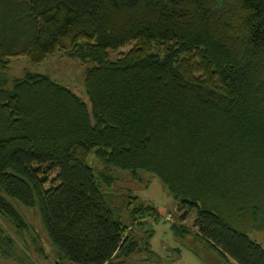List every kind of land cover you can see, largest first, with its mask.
Listing matches in <instances>:
<instances>
[{
	"label": "trees",
	"instance_id": "1",
	"mask_svg": "<svg viewBox=\"0 0 264 264\" xmlns=\"http://www.w3.org/2000/svg\"><path fill=\"white\" fill-rule=\"evenodd\" d=\"M60 49L84 66L88 107L45 75L3 74ZM109 169L150 174L193 210L219 264H264L249 237L264 233V0H0V218L25 227L11 203L35 208L72 264L147 253L126 232L159 212L125 207L123 224ZM11 245L0 232V254Z\"/></svg>",
	"mask_w": 264,
	"mask_h": 264
},
{
	"label": "rangeland",
	"instance_id": "2",
	"mask_svg": "<svg viewBox=\"0 0 264 264\" xmlns=\"http://www.w3.org/2000/svg\"><path fill=\"white\" fill-rule=\"evenodd\" d=\"M63 46L66 48L67 44L64 42ZM129 47L125 46L117 52L108 53L109 59L114 60L118 53H125ZM83 69L84 66L78 60L67 57L64 50L60 49L36 64L28 62L23 56L9 58L3 74L8 80L19 78L25 72L45 75L69 89L88 107L82 85ZM55 173V170L46 172L44 176L47 182L44 187H47L53 180ZM107 174L111 182L105 190L112 197V208H118L119 220L123 224H127L128 220L125 207L130 210L141 204L152 206L159 212V219L153 220L147 216L141 224L133 223L127 230L126 233L135 240L140 239L141 244L146 241L149 251L131 254L124 259V264L220 263L216 252L195 236V228L191 224L194 211L178 208L175 202L166 196L161 185L152 175L137 172L135 176H131L128 172L116 169H109ZM128 199L134 202L127 204ZM11 204L22 217L25 227H15L0 218L1 234L8 236L12 242L9 256L0 254V264H54L56 261L59 264H72L63 257L56 259L58 255L49 244L35 208L27 209L14 203ZM181 214L185 216L183 220L179 219ZM165 217L167 220L164 219ZM170 224L185 228L186 232L181 235L173 233ZM142 232H147L150 236L142 237ZM249 237L257 241L264 249V233H253ZM112 263H115V260Z\"/></svg>",
	"mask_w": 264,
	"mask_h": 264
},
{
	"label": "water",
	"instance_id": "3",
	"mask_svg": "<svg viewBox=\"0 0 264 264\" xmlns=\"http://www.w3.org/2000/svg\"><path fill=\"white\" fill-rule=\"evenodd\" d=\"M54 264H58L57 262H54Z\"/></svg>",
	"mask_w": 264,
	"mask_h": 264
},
{
	"label": "built area",
	"instance_id": "4",
	"mask_svg": "<svg viewBox=\"0 0 264 264\" xmlns=\"http://www.w3.org/2000/svg\"><path fill=\"white\" fill-rule=\"evenodd\" d=\"M164 219H166V220H167V217H165Z\"/></svg>",
	"mask_w": 264,
	"mask_h": 264
}]
</instances>
